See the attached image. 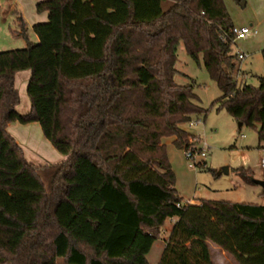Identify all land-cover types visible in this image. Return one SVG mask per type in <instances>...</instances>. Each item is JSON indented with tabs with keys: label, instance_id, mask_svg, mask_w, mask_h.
I'll return each instance as SVG.
<instances>
[{
	"label": "trees",
	"instance_id": "obj_1",
	"mask_svg": "<svg viewBox=\"0 0 264 264\" xmlns=\"http://www.w3.org/2000/svg\"><path fill=\"white\" fill-rule=\"evenodd\" d=\"M36 12L48 13L31 28L37 43L0 52V264H149L169 219L157 264H213L209 243L237 264H264V206L183 203L164 143L194 146L183 126L206 113L193 85L175 82L180 43L201 57L216 104L264 142V77L237 80L222 0H45ZM27 70L22 115L14 76ZM13 123H38L66 160L29 163Z\"/></svg>",
	"mask_w": 264,
	"mask_h": 264
},
{
	"label": "rangeland",
	"instance_id": "obj_2",
	"mask_svg": "<svg viewBox=\"0 0 264 264\" xmlns=\"http://www.w3.org/2000/svg\"><path fill=\"white\" fill-rule=\"evenodd\" d=\"M222 2L235 27H250L257 30L255 35L236 41L233 46L234 52L248 56L240 63V69L250 75L247 84L257 86L258 77H264V0ZM176 57L175 82L181 86L192 84L197 96V105L206 110L204 115L192 119L200 120V124L192 127L186 125V130L200 138V145L207 152L206 158L202 161L203 165H198L194 169L188 168L185 153L172 145L171 138L164 140L168 161L175 173V188L178 195L184 203L208 199L264 206V188L261 185L264 183V142L259 141L257 125L253 128L246 125L239 127V123L224 108L216 104L221 92L210 80L202 66L201 57L197 63L188 56L182 43L177 49ZM48 144L53 152L58 154L52 144ZM194 144L199 145L198 142ZM40 147L33 144L26 147V158L40 164L48 163L50 160L44 157L45 150ZM40 150H43L42 153ZM240 170L251 177L252 183L244 181ZM213 172L219 175H214ZM0 198L3 196L0 195ZM26 203V200H21L15 203V206L26 207ZM175 222L176 219H169L164 223L160 239L153 243L148 254L149 264L158 263L164 240L167 239L168 232ZM209 248L213 264H237L212 243H209ZM56 264L64 263L62 259H57Z\"/></svg>",
	"mask_w": 264,
	"mask_h": 264
},
{
	"label": "crops",
	"instance_id": "obj_3",
	"mask_svg": "<svg viewBox=\"0 0 264 264\" xmlns=\"http://www.w3.org/2000/svg\"><path fill=\"white\" fill-rule=\"evenodd\" d=\"M41 1L45 0H0V51H11L12 48H25L27 42L35 43L36 41H38L37 36L34 34L31 28L35 24H42L43 22H46L48 20V13L41 12L39 14L36 12V6L37 4L41 3ZM18 18H21L25 25L27 40H25L23 36L20 35L21 30ZM233 53L237 55V53L240 52L233 51ZM247 57L248 56H246L242 60L238 59L239 61L237 69V76H240L238 80L240 82L246 83L250 75L246 74L240 69V63L243 60L247 59ZM29 77V70L18 72L14 76L15 87L20 96V101L18 106L16 107V110H18V112L22 115H26L30 111V101L28 96H26V87L30 79ZM238 126L240 127V125ZM7 127L11 137L14 138L15 141L23 149L25 158V148L29 147L30 144H33L38 145V147L41 146L40 148L45 150V153H43L44 157H47L50 160L48 163L46 162L40 164L39 162H32V160L29 161L28 158H26L29 163L31 162L38 166H46L47 164L62 163V161L66 160L65 156H61L60 154H56L55 152H53L52 148L48 144L50 142L43 137L41 126H39L38 123H29L28 125L13 123L8 125ZM183 129L187 132L186 125L183 126ZM188 134L195 136L191 133ZM40 151H38V153H42L43 150ZM198 203L199 201H191L189 204L191 205Z\"/></svg>",
	"mask_w": 264,
	"mask_h": 264
},
{
	"label": "built area",
	"instance_id": "obj_4",
	"mask_svg": "<svg viewBox=\"0 0 264 264\" xmlns=\"http://www.w3.org/2000/svg\"><path fill=\"white\" fill-rule=\"evenodd\" d=\"M257 33L256 29H252V28H247V27H241V28H237L234 27V29L231 31L232 34V45L234 46L236 41L239 40H245L246 38L250 37L251 35H255ZM224 39V38H222ZM238 59L242 60L246 57V55L241 54V53H237ZM240 76H237V80L239 79ZM196 124H200V120H190L188 126H196ZM195 143L198 142V146L194 145V146H190L189 149L183 151V153H185V157L188 161V168H195L196 166L199 165L200 162H202L205 158H206V154L207 152L205 151V149L203 147H201L200 145V138L195 136ZM190 202H186L185 204H189Z\"/></svg>",
	"mask_w": 264,
	"mask_h": 264
},
{
	"label": "water",
	"instance_id": "obj_5",
	"mask_svg": "<svg viewBox=\"0 0 264 264\" xmlns=\"http://www.w3.org/2000/svg\"><path fill=\"white\" fill-rule=\"evenodd\" d=\"M240 125V124H239ZM227 172V171H226ZM261 185L263 186V188H264V183H261Z\"/></svg>",
	"mask_w": 264,
	"mask_h": 264
}]
</instances>
